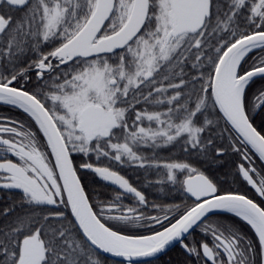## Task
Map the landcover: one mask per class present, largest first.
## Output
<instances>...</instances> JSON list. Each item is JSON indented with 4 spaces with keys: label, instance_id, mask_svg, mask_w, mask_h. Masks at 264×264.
Wrapping results in <instances>:
<instances>
[{
    "label": "snow or ice",
    "instance_id": "1",
    "mask_svg": "<svg viewBox=\"0 0 264 264\" xmlns=\"http://www.w3.org/2000/svg\"><path fill=\"white\" fill-rule=\"evenodd\" d=\"M0 264H264V0H0Z\"/></svg>",
    "mask_w": 264,
    "mask_h": 264
}]
</instances>
